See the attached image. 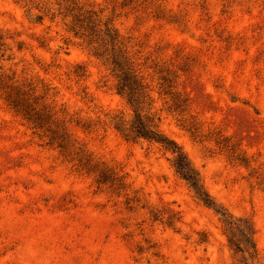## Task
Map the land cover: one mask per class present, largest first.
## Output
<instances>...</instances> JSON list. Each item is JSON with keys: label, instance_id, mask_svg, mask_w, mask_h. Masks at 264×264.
<instances>
[{"label": "rangeland", "instance_id": "374dc122", "mask_svg": "<svg viewBox=\"0 0 264 264\" xmlns=\"http://www.w3.org/2000/svg\"><path fill=\"white\" fill-rule=\"evenodd\" d=\"M78 18L118 35L148 90L142 113L252 227L253 248L230 243L171 152L116 128L135 108L111 52L75 36ZM102 170L120 182L101 185ZM0 264H264V0H0Z\"/></svg>", "mask_w": 264, "mask_h": 264}, {"label": "trees", "instance_id": "16d2710c", "mask_svg": "<svg viewBox=\"0 0 264 264\" xmlns=\"http://www.w3.org/2000/svg\"><path fill=\"white\" fill-rule=\"evenodd\" d=\"M93 27L94 25L91 26L90 21L78 18L74 23L72 31L75 33V36L87 40L89 45L97 44L98 47L95 48L98 51L103 49L100 53L98 52L99 55L111 52L112 64L119 81L118 90L120 93L127 96L129 103L135 108V116L131 120L130 125L127 126L123 119H119L116 128L122 132H126V136L133 135L137 138L153 141L161 145L166 151L171 152L174 155V166L180 176L189 183L197 197L204 204L213 207L217 213L222 216L229 232L230 243L235 245L236 249L242 252L245 251V247L250 246L253 248L252 227L247 222L240 224L241 220H232L225 209L217 206L216 201L204 189L198 172L195 170L182 148L173 139L162 133L151 117L142 113V106L145 99L148 97V90L138 79L136 71L128 64L127 58H125L120 50L116 49L119 44L118 35L113 32L112 28H106V31L103 33L106 38L100 37V33ZM106 40H108L106 44L111 45V50L109 52L108 48L104 45ZM12 103L17 112L22 113V115L33 124L34 128L42 129L46 132L50 140L56 142L65 152L70 151L67 137L59 130L56 121L45 108L34 106L29 103L28 100L25 101V99L21 97L17 100H13ZM110 178L113 185L120 182L117 181L119 180L118 177L107 176L106 172L103 170L99 173L98 182L104 185ZM236 231L240 232L241 239H237Z\"/></svg>", "mask_w": 264, "mask_h": 264}]
</instances>
